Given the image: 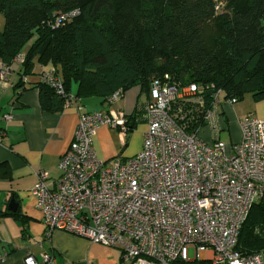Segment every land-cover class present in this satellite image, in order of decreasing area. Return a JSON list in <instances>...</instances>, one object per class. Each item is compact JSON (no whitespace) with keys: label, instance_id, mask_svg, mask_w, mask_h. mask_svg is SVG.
I'll return each instance as SVG.
<instances>
[{"label":"built area","instance_id":"obj_1","mask_svg":"<svg viewBox=\"0 0 264 264\" xmlns=\"http://www.w3.org/2000/svg\"><path fill=\"white\" fill-rule=\"evenodd\" d=\"M23 60L19 54L10 64L0 62V90ZM167 79L149 84L140 149L125 160H104L93 137L101 125L125 134L123 112L83 111L59 71L37 74L38 82L64 98L63 106L79 110L73 139L56 164L58 177L39 171L31 190L45 237L63 230L115 247L131 264H264V252L235 249L241 224L264 195V119L244 118L240 140L224 143L219 135L227 127L218 108L235 98L213 87L205 104L204 87ZM119 96L117 91L108 101ZM40 259L27 255L23 263L56 261L45 252Z\"/></svg>","mask_w":264,"mask_h":264},{"label":"trees","instance_id":"obj_2","mask_svg":"<svg viewBox=\"0 0 264 264\" xmlns=\"http://www.w3.org/2000/svg\"><path fill=\"white\" fill-rule=\"evenodd\" d=\"M0 15V62L23 55L20 81L35 63H51L79 98L109 102L134 86L148 93L151 80L167 76L204 87L205 104L213 87L236 102L246 93L264 99V0H0ZM37 85L41 107L61 110L64 98ZM136 117H127L126 132ZM11 215L20 217L17 209ZM235 249L264 252V195Z\"/></svg>","mask_w":264,"mask_h":264},{"label":"crops","instance_id":"obj_3","mask_svg":"<svg viewBox=\"0 0 264 264\" xmlns=\"http://www.w3.org/2000/svg\"><path fill=\"white\" fill-rule=\"evenodd\" d=\"M48 64L53 67L51 63H35L25 81L19 80L18 71L13 72L0 90V211L9 213L0 216V264H24L27 255L39 262L43 252L53 254L55 264H131L115 247L63 230H53L45 237L42 213L31 190L39 171L58 177L57 161L70 145L79 120V110L74 105H62L58 112L41 107L37 74L46 70ZM70 92H76V84L71 85ZM147 97L148 93L134 86L112 102H103L99 97L80 98L83 111L123 112L125 121L134 113L143 122L133 147L126 152H122L125 134L119 132L120 142L116 144L110 139L113 127L99 126L93 137V148L99 158L125 160L140 149L146 129L141 111ZM234 104L223 103L218 110L236 142L241 138L240 122L244 118L264 119V99ZM4 114L11 118L4 119ZM11 198L17 202L20 217L11 215L13 211L7 208Z\"/></svg>","mask_w":264,"mask_h":264},{"label":"rangeland","instance_id":"obj_4","mask_svg":"<svg viewBox=\"0 0 264 264\" xmlns=\"http://www.w3.org/2000/svg\"><path fill=\"white\" fill-rule=\"evenodd\" d=\"M0 27H3V17L0 15ZM50 68L49 64L47 65V68L46 70H48ZM252 95L250 93H246L244 94L243 98L237 102H235L234 106H237V105H243V104H246V102L248 100H252ZM143 122H141V120H139L138 122H136L132 128H130L126 134H125V141H124V146H123V151L122 152H126L128 151L130 148L133 147L136 139H135V136L138 135V132L140 131V128L142 126ZM114 130H112V133L110 134V139L114 142H116V144H118V141L120 142V139H119V128L117 127H113ZM233 133L232 131L230 130H222L220 132V135H219V139L224 142V143H229L231 140L233 142V136H231ZM205 136V134H204ZM193 255V252H192V249H189L188 250V257H191Z\"/></svg>","mask_w":264,"mask_h":264},{"label":"water","instance_id":"obj_5","mask_svg":"<svg viewBox=\"0 0 264 264\" xmlns=\"http://www.w3.org/2000/svg\"><path fill=\"white\" fill-rule=\"evenodd\" d=\"M9 210H16L17 208V202L15 201L14 198H11L10 201H9V204H8V207H7Z\"/></svg>","mask_w":264,"mask_h":264}]
</instances>
